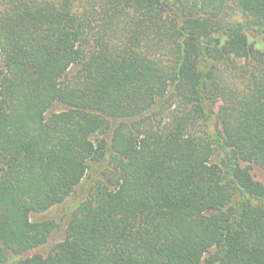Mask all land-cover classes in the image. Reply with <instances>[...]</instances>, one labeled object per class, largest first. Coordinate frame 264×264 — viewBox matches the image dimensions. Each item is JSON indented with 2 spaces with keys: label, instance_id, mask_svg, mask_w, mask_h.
<instances>
[{
  "label": "trees",
  "instance_id": "obj_1",
  "mask_svg": "<svg viewBox=\"0 0 264 264\" xmlns=\"http://www.w3.org/2000/svg\"><path fill=\"white\" fill-rule=\"evenodd\" d=\"M255 167L264 0H0V264H264Z\"/></svg>",
  "mask_w": 264,
  "mask_h": 264
},
{
  "label": "rangeland",
  "instance_id": "obj_2",
  "mask_svg": "<svg viewBox=\"0 0 264 264\" xmlns=\"http://www.w3.org/2000/svg\"><path fill=\"white\" fill-rule=\"evenodd\" d=\"M228 19L232 22H244L249 20V18L244 15L243 12H241L240 9H238L235 5V3H232L230 5V9H229V13H228ZM237 63H239V61H237ZM223 75L225 78L230 79L231 82L235 83L236 87L240 90V91H244L245 90V84L242 81L241 78H238V76L231 71L230 69H228L225 65L221 67ZM252 173L255 177L256 180L262 181L264 182V170L255 167L252 169ZM81 193H84V189L81 190ZM78 197H74L72 202L67 205L66 207H54L51 210H49L46 213H42V214H34L32 216V220L33 221H44V220H54L56 222H58L59 224V229L58 231L53 235V239L50 243V245L44 247L41 249V254L47 255L50 250L51 247L53 246L54 243H57L59 241H62L64 238V234H65V227H66V222H67V216L69 218L70 213H71V209H72V205L75 204V202L77 203ZM66 208V209H64Z\"/></svg>",
  "mask_w": 264,
  "mask_h": 264
}]
</instances>
